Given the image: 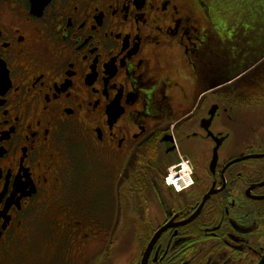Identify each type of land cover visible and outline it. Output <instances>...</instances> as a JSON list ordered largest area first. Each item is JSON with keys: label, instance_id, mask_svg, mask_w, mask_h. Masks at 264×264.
Wrapping results in <instances>:
<instances>
[{"label": "flooded vegetation", "instance_id": "obj_1", "mask_svg": "<svg viewBox=\"0 0 264 264\" xmlns=\"http://www.w3.org/2000/svg\"><path fill=\"white\" fill-rule=\"evenodd\" d=\"M223 25L198 0H0V264L96 263L102 190L139 211L132 264L159 231L148 264H264V131L224 122L251 50Z\"/></svg>", "mask_w": 264, "mask_h": 264}, {"label": "rangeland", "instance_id": "obj_2", "mask_svg": "<svg viewBox=\"0 0 264 264\" xmlns=\"http://www.w3.org/2000/svg\"><path fill=\"white\" fill-rule=\"evenodd\" d=\"M192 1V0H188ZM210 10L218 11L225 15L227 21L232 23L228 33L237 35V40L234 44H230L229 53L231 59L234 53L241 55L245 48V52L251 50L249 44L255 41L256 36V15L259 16L264 8V0H203ZM240 9H245L248 12V17L245 19L238 18L234 13ZM257 9V13H255ZM233 10V11H232ZM232 11V12H231ZM235 11V12H234ZM251 33V34H248ZM228 34V35H229ZM219 46V47H218ZM222 44L215 41V50L220 52ZM220 48V49H219ZM217 52H215V55ZM234 59H237L235 57ZM232 61V60H231ZM251 61L249 60L248 63ZM215 65L218 71L221 69L222 63L218 57L215 56ZM251 67L248 71H251ZM216 74V72L214 73ZM253 77V73L250 72L239 83L235 82L230 85V95L234 105H227L229 110L225 113V120L227 124L231 126L236 132L239 131V135H244L246 131L261 130L264 131V100L257 98V90L255 87H247ZM220 97L216 94L213 100L220 102ZM259 99L257 101V99ZM224 106V105H223ZM253 138V136H251ZM121 188V187H120ZM124 188V187H123ZM124 191V189H123ZM122 191V192H123ZM119 189V193H122ZM96 204L101 208V218L107 228L102 232V235H98L95 241H92L90 245H107L102 247L101 254L98 256V260L93 264H132L134 257V247L138 245L137 237L140 234L137 228L141 221L138 209L135 210V202L130 201L129 198L120 197L116 200L111 196V192L99 191L97 195ZM115 207L118 210L115 211ZM116 212V214L114 213ZM111 218H115L117 223L116 230H110ZM34 264H47L40 259H37Z\"/></svg>", "mask_w": 264, "mask_h": 264}, {"label": "trees", "instance_id": "obj_3", "mask_svg": "<svg viewBox=\"0 0 264 264\" xmlns=\"http://www.w3.org/2000/svg\"><path fill=\"white\" fill-rule=\"evenodd\" d=\"M199 2L203 6L206 5V3H204L203 0H199ZM257 11L258 10L255 9V13H257ZM226 12L230 13L229 10H227ZM226 12H225V15H224L223 13H220V12L214 11V10L212 11V10H210V8H207L208 17L214 20L215 28L218 29L220 32H223V27H224L223 24H225V18H227L226 17ZM234 15L238 16V18H241V19L245 18L246 19L248 17V12L245 9H240L239 11L234 13ZM255 20H256L255 26H256V29H257L256 36L254 37L255 41L253 40L252 45L250 46L251 51L248 52L251 55L247 58V61H246L245 65L243 66V68H241V70H245L247 67L253 65L261 56L264 55V8L262 9L261 15H259V16L256 15V19ZM230 26H232L231 22H230ZM230 26H229V28H230ZM231 34H232L233 39L238 41L236 39L238 34H235V32H233ZM248 34H251V33H248ZM254 45H256V47L260 51L256 55H254ZM244 52H245V48L242 51V54ZM249 60L251 61L250 63H248ZM236 71H237L236 74H238V69Z\"/></svg>", "mask_w": 264, "mask_h": 264}, {"label": "water", "instance_id": "obj_4", "mask_svg": "<svg viewBox=\"0 0 264 264\" xmlns=\"http://www.w3.org/2000/svg\"><path fill=\"white\" fill-rule=\"evenodd\" d=\"M218 109H219V106H218L217 104H214L213 107L211 108L210 112H209V118H205V119H203V120L201 121V125H202V127L207 128V129H208V127H210V125L212 124V122H213L214 119H215V113L218 111ZM212 136L214 137V135H212ZM219 147H220V145H218V146L216 147L215 152L218 151V148H219ZM215 159H216V155H215ZM210 195H211V194H210ZM210 195H209V196H210ZM206 200H207V198L205 199V201H206ZM160 234H161V232L159 231V232L155 235V237H154L152 243L148 246V248H147V250H146V252H145V254H144V256H143L142 264H148L149 256H150L151 251H152L153 246H154L153 244L156 242V239H158V237H159Z\"/></svg>", "mask_w": 264, "mask_h": 264}, {"label": "built area", "instance_id": "obj_5", "mask_svg": "<svg viewBox=\"0 0 264 264\" xmlns=\"http://www.w3.org/2000/svg\"><path fill=\"white\" fill-rule=\"evenodd\" d=\"M174 178L176 179V182L178 180H183L185 184H188L191 181V173L184 170L181 174L178 173L175 177H173V180H175Z\"/></svg>", "mask_w": 264, "mask_h": 264}]
</instances>
